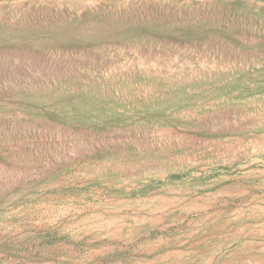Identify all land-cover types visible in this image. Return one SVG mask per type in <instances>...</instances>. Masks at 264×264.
Here are the masks:
<instances>
[{"label":"rangeland","instance_id":"obj_1","mask_svg":"<svg viewBox=\"0 0 264 264\" xmlns=\"http://www.w3.org/2000/svg\"><path fill=\"white\" fill-rule=\"evenodd\" d=\"M0 264H264V0H0Z\"/></svg>","mask_w":264,"mask_h":264}]
</instances>
